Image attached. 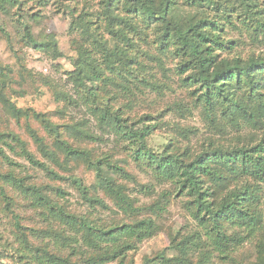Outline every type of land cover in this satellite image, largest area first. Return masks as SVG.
Masks as SVG:
<instances>
[{"label":"trees","instance_id":"1","mask_svg":"<svg viewBox=\"0 0 264 264\" xmlns=\"http://www.w3.org/2000/svg\"><path fill=\"white\" fill-rule=\"evenodd\" d=\"M97 9H91L88 0H67L64 8L71 16V26L81 28L90 40L92 48L79 52L72 59L74 69L69 72L76 83V92L88 105L91 114L97 116L100 128L112 133L118 148L124 151L135 166L145 170L156 183L167 184L156 201L138 202L132 199L123 185L129 176L123 168L127 160H119L113 153L94 157L91 150L72 145L69 138L77 135L81 143L102 141L82 124H58L44 114L33 113L39 120V129L28 125V134L40 156L11 130L0 128V198L3 211L14 223L13 244L4 239L0 253H8L19 264H133L130 253L135 252L147 238L162 228L159 221L167 212V205L176 196L185 198L184 204L200 224L205 223L203 235L209 245L217 249L227 248L228 225L244 226L251 238L259 217L253 207L257 201L256 184L248 178L264 180V134L248 141L220 143L209 140L202 147L181 146L180 138L188 139L197 134L195 127L175 126L174 134H162L163 142L156 150L148 139L157 134L164 124L165 114L174 103L155 111H144L131 117L124 107L117 104V91L106 86L115 85L119 91L134 94L142 92L140 85L149 86L162 96V90H170V84L154 80L146 73L141 57L157 59L162 67L163 58L171 63V71L179 77V87L190 96L193 108L200 107L209 123L215 121V112L228 116L231 122L236 116L253 128L260 126L264 118V51L253 47L242 50V35L250 42L264 41V3L257 0H93ZM49 0H0V12L9 15L15 9L21 38L34 48L46 50L59 57L57 41L47 34L39 41L31 32L29 20L38 22L39 9L30 13L29 8L47 6ZM77 13V14H76ZM91 13V14H90ZM91 15L92 17L87 19ZM0 31L8 36L0 24ZM235 33V37L230 35ZM111 38L113 48L105 44V36ZM145 45L152 46L153 54ZM264 46V45H263ZM10 69L0 63V95L8 115L29 118V111L18 109L6 96L11 89ZM19 84V83H18ZM113 89V88H112ZM23 96V89H12ZM2 105V104H1ZM5 150L17 153L27 164L50 181L70 179L89 204H98L104 210L110 207L98 196H88V188L78 177L62 175L55 169L69 159H81L95 174L92 187L101 188L111 195L123 217L107 224L94 221L86 215L66 210L58 199L65 200L61 188L51 190L31 176H17L13 171L20 164ZM60 154L64 155L61 160ZM35 176V177H36ZM26 179V180H25ZM231 183L228 185V181ZM153 183L141 184L147 195ZM258 186V185H257ZM20 193L24 204L40 217L41 226L23 223L24 217L17 211L14 193ZM208 226V227H207ZM207 228V230L205 229ZM15 237L17 240H14ZM176 234L170 242L176 241ZM199 234L190 233L175 244L178 251L170 257L158 252L146 257L147 264H191L192 253L206 245ZM257 249H264L258 240ZM233 247L229 252H235ZM264 256V254H263ZM264 264V259L257 264Z\"/></svg>","mask_w":264,"mask_h":264},{"label":"rangeland","instance_id":"2","mask_svg":"<svg viewBox=\"0 0 264 264\" xmlns=\"http://www.w3.org/2000/svg\"><path fill=\"white\" fill-rule=\"evenodd\" d=\"M264 3V0H257ZM67 0H49L45 7L34 6L28 11H36L39 9L41 15L38 22L29 20L31 32L39 41H44L47 34H52L61 52L59 57H54L46 50L34 48L24 40H22V28L20 27L17 15L12 9L9 15L0 12V24L7 32L5 36L0 31V63L6 69H10L9 75L12 78L11 89L6 91V96L10 97L15 102L18 109L22 111H29V118L25 115L16 117L8 115L2 103V96L0 95V128L9 129L17 133L26 143L27 146L34 152L36 156H40L36 150V146L30 139L28 134V125L39 129V120L33 116V113L44 114L51 122L58 124H82L89 128V132L102 138V141H94L93 143L83 142L77 135H72L69 140L72 145L76 147L86 148L92 151L94 157L103 154L113 153V156L119 160H127L123 168L128 171L129 176L124 178L123 185L126 192L130 194L132 199L138 202L156 201L160 194L169 189L167 184H158L153 177L145 170H141L128 159L126 153L118 148V141L116 136L112 133L104 131L100 128L97 116L91 114V111L86 102L80 98L76 92V83L72 75L69 73L74 69L72 59L78 57L79 52L90 50V40H87L83 35L81 28L75 29L71 26V16L68 14V9L64 8ZM78 8L75 12H80L82 9V0H79ZM91 9L87 11H94L97 9V4L93 0H88ZM76 13V14H77ZM91 14V13H90ZM91 18L92 16H87ZM235 37V33H230ZM105 36V44L109 48H113L114 43L110 37ZM242 50L253 47L256 52L264 51V41L261 43L250 42L248 37L242 35ZM145 49H150V52L157 54L152 46L145 45ZM145 65L146 73L152 74L154 80L159 82H166L170 84L171 89L162 90V96L157 94V91L152 90L149 86L140 85L142 92L134 91L130 95L126 91H119L115 85L110 87L111 91H117V104L124 107V111L128 115L134 117L144 111H155L159 108L174 103L179 104V109L173 108L172 111L165 114L164 126L157 131V134L148 139L149 144L153 149L160 148L163 139L162 134H174L176 136L175 126L184 128V126L195 127L197 134L190 136L188 139L180 138L181 146L192 149L203 146L204 142L209 140L232 144L237 141H248L258 135L264 134V118H262L260 126L253 128L244 124L242 118L237 116L233 118L239 124L231 122L228 116H222L215 112V121L209 123L202 114L200 107L193 108L190 102V96L181 87H179V77L171 71V63L163 58L162 67L157 59L141 57ZM19 83V84H18ZM23 89V96H18L12 89ZM113 88V89H112ZM2 104V105H1ZM7 155L14 161L20 164L19 167L13 171L17 176H31L29 182L36 181L38 184H43L50 190L52 188H61L65 192V200L58 199L60 203L64 204L66 210L72 211L79 215H86L92 218L97 223L107 224L110 221L120 219L123 214L114 204L111 195L105 193L101 188L92 187L95 184V174L92 169H87V165L83 160L69 159L67 163H63L59 169L55 167L62 175H70L78 177L82 184L84 183L88 188V196H98L110 207L104 210L98 204H89L85 201L79 190L76 189L70 182V179H58V181H50L43 174H35L36 169L27 164L17 153L5 150ZM61 160L65 159L64 155L60 154ZM36 176V177H35ZM25 179V180H26ZM248 181L256 184L257 201L252 205L258 211L260 219L255 224L254 236L247 234L244 231V226L230 224L228 225L227 248L217 249L212 244H208V236L203 235L205 223L200 224L198 220L193 218L186 205L183 203L185 198L176 196L172 198L167 205V212L163 213L160 220L162 228L150 238L145 239L135 252L130 253V259L133 264H147L146 257H152L158 252H165L167 256H176L178 251L175 244L190 233H197L200 237L207 241L206 245L198 248L192 253L191 264H257L259 260L264 259V249L256 248L258 240L264 242V180L248 178ZM231 180L228 181V185ZM153 183V188L147 195L141 191V184ZM258 185V186H257ZM53 190V189H52ZM14 193L15 203L18 205L17 211L24 217L23 223L27 225L41 226L40 217L36 212L27 209L24 204V198L19 192L9 188L8 194ZM208 227V226H207ZM207 230V228L205 227ZM205 231V230H204ZM14 223L11 216L3 211V202L0 198V235L13 244ZM176 234V241L173 244L170 242V236ZM15 235V234H14ZM16 236V235H15ZM3 238L0 239V251L4 245ZM14 240H17L15 237ZM236 247L235 252L230 249ZM10 253V252H8ZM0 253V264H19L11 255ZM105 264H117L116 262H109ZM262 264V262H261Z\"/></svg>","mask_w":264,"mask_h":264}]
</instances>
